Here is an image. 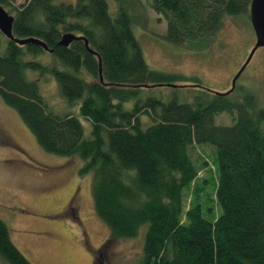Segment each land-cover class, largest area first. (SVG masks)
<instances>
[{"label": "trees", "instance_id": "obj_1", "mask_svg": "<svg viewBox=\"0 0 264 264\" xmlns=\"http://www.w3.org/2000/svg\"><path fill=\"white\" fill-rule=\"evenodd\" d=\"M11 1L0 6L14 18L13 37L39 39L51 52L0 33V98L45 152L82 160L78 175H91L94 212L109 241L141 236L142 264H264V110L249 93L199 91L188 94L190 103L152 96L145 90L197 82L151 70L133 33L150 9L166 21L169 44L206 45L223 18L241 15L250 0H114V14L107 0ZM66 33L84 36L97 55L79 40L59 46ZM45 53L48 63L30 59ZM29 71L52 76L68 105L79 102L90 137L78 116L54 113ZM219 114L230 125H214ZM193 146L212 150L215 178L208 173L198 183L211 182L213 202H202L204 188L194 185L205 161L195 164ZM9 236L0 220V260L31 264Z\"/></svg>", "mask_w": 264, "mask_h": 264}, {"label": "rangeland", "instance_id": "obj_2", "mask_svg": "<svg viewBox=\"0 0 264 264\" xmlns=\"http://www.w3.org/2000/svg\"><path fill=\"white\" fill-rule=\"evenodd\" d=\"M23 1L12 0L11 4L18 6ZM74 1L55 0V3ZM147 1L141 0L144 4ZM107 3L110 13L114 14V0H107ZM4 10L11 13L9 8ZM141 18L133 26V33L148 67L197 82L175 81L174 85L183 88L145 90L163 101L175 96L180 102L190 103L192 99L188 98V94L195 95L199 91L225 93L254 43L247 6L241 15L224 17L214 37L206 45L198 43L189 48L174 47L166 41V21L162 15L146 9ZM30 59L41 63L50 61L47 53ZM25 74L27 79L38 81L40 93L54 113L78 116L85 138L90 137L91 125L80 117L79 102L68 105L61 98L52 76L39 78L37 72L31 71ZM244 93L252 94L256 107L264 110V47L254 52L236 80L231 96L240 98ZM224 115L215 116L214 125H230V118ZM211 151L207 146H193L190 150L191 159L196 165L197 159L199 162L200 159L205 161L194 184L196 188H204L200 193L202 202L206 197L213 202L211 182L208 185L198 183L208 179V173L212 180L215 178L210 163ZM81 161L78 157L67 158L45 152L19 115L0 98V220L6 224L10 240L19 252L31 264H93L94 250L101 247L95 253L98 256L96 264H142L141 236L109 241V228L94 212L91 175H78L83 166ZM75 188L80 200L79 220L73 223L64 216L52 215L65 205ZM189 201L190 197H187L185 209ZM204 217L207 218L206 213ZM107 242L110 243L106 245ZM0 264L6 263L0 260Z\"/></svg>", "mask_w": 264, "mask_h": 264}, {"label": "water", "instance_id": "obj_3", "mask_svg": "<svg viewBox=\"0 0 264 264\" xmlns=\"http://www.w3.org/2000/svg\"><path fill=\"white\" fill-rule=\"evenodd\" d=\"M248 16H249V24L251 27V30L254 35V43L249 51L245 61L241 65V67L238 69L236 74L233 76L232 80L230 81V87L229 90L225 93H214L215 95H227L231 93L235 87V82L240 76L241 72L244 70L245 66L250 61L252 55L254 52L260 48L264 47V0H250L248 3ZM13 16L9 15L1 6H0V33L9 41L14 42L17 45L23 46L28 43H32L35 45H38L42 47L43 50L49 51L47 46L39 39L29 38V39H20L15 38L12 35V24H13ZM83 41L84 46L87 50V52L92 55L96 56L97 53L89 48L88 42L84 36H76L72 33H66L61 36L60 41L58 42L59 46L62 47H68L71 43L74 41ZM51 52V50L49 51ZM98 66H99V78L101 80V62L98 57ZM169 88H183L182 86H177L174 84H167L166 85ZM185 87V86H184Z\"/></svg>", "mask_w": 264, "mask_h": 264}, {"label": "flooded vegetation", "instance_id": "obj_4", "mask_svg": "<svg viewBox=\"0 0 264 264\" xmlns=\"http://www.w3.org/2000/svg\"><path fill=\"white\" fill-rule=\"evenodd\" d=\"M79 205H80V200L78 198V193H77V188L73 189L71 194L69 195V198L65 205L58 211L54 212L52 215L56 216H64L65 218L71 220L73 223L74 221L79 220L78 214H79ZM101 247L97 248L94 250L95 253L99 252ZM92 256V263L96 264L98 256L96 255ZM100 264H104L103 262H100Z\"/></svg>", "mask_w": 264, "mask_h": 264}]
</instances>
